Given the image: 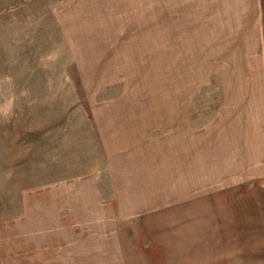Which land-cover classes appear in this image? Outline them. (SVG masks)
<instances>
[{
    "label": "rangeland",
    "instance_id": "374dc122",
    "mask_svg": "<svg viewBox=\"0 0 264 264\" xmlns=\"http://www.w3.org/2000/svg\"><path fill=\"white\" fill-rule=\"evenodd\" d=\"M0 264H264V0H0Z\"/></svg>",
    "mask_w": 264,
    "mask_h": 264
}]
</instances>
